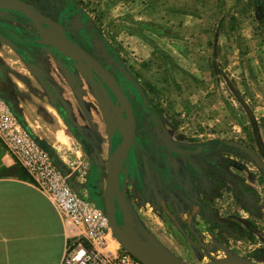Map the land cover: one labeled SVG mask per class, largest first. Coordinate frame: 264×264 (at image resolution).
Wrapping results in <instances>:
<instances>
[{"label": "rangeland", "instance_id": "rangeland-1", "mask_svg": "<svg viewBox=\"0 0 264 264\" xmlns=\"http://www.w3.org/2000/svg\"><path fill=\"white\" fill-rule=\"evenodd\" d=\"M20 1L54 34L94 55L132 106L133 164L120 178L132 236L184 264L229 255L264 264V171L225 144H242L264 163V9L259 18L257 0ZM0 31L28 42L20 45L23 57L3 46L0 89L40 141L65 148L70 138L79 158L83 151L99 164L97 180L82 185L102 208L123 113L107 90L49 52L25 17L0 11ZM164 141L201 148L190 157L198 169Z\"/></svg>", "mask_w": 264, "mask_h": 264}, {"label": "built area", "instance_id": "built-area-1", "mask_svg": "<svg viewBox=\"0 0 264 264\" xmlns=\"http://www.w3.org/2000/svg\"><path fill=\"white\" fill-rule=\"evenodd\" d=\"M39 141L0 95V142L71 228L61 264H140L121 249L104 210L78 194L76 185L86 179L87 165L75 157L69 163L75 171L64 175ZM56 150L65 156L70 152L61 146Z\"/></svg>", "mask_w": 264, "mask_h": 264}, {"label": "crops", "instance_id": "crops-1", "mask_svg": "<svg viewBox=\"0 0 264 264\" xmlns=\"http://www.w3.org/2000/svg\"><path fill=\"white\" fill-rule=\"evenodd\" d=\"M21 44L25 43L22 41ZM4 45L0 42V54L4 51ZM17 47L24 51L20 45ZM0 95L12 107L1 89ZM12 109L20 119L14 107ZM67 140L69 145L65 149L70 150L68 156L60 154L56 150L58 146L45 145L55 166L68 176L75 171L69 163L78 157V150L74 152L72 140ZM82 152L78 159L87 165V182L97 180L101 167ZM83 183L76 185L77 192L82 199L90 201V193L87 195L89 190L83 189ZM70 232L67 221L31 184L26 173L0 142V264H61L70 241Z\"/></svg>", "mask_w": 264, "mask_h": 264}, {"label": "water", "instance_id": "water-1", "mask_svg": "<svg viewBox=\"0 0 264 264\" xmlns=\"http://www.w3.org/2000/svg\"><path fill=\"white\" fill-rule=\"evenodd\" d=\"M260 1L261 0H257V5L260 4ZM0 11L15 12L28 19L35 27L40 41L48 47L49 52L54 49L64 59L77 66L96 84L101 86L104 92L107 89L113 96L114 106L123 113L125 125H122L120 133V144L114 150L106 165L102 209L104 210V213L107 217L111 233L119 243L120 247L135 260H137L140 264H154L144 254H142V252H140L124 234V227L127 221V209L120 196V194L123 193L122 186L120 185V177L125 174L128 154L131 147L135 144V117L131 104L128 101L125 93L123 92L117 81L114 79V77L101 65L100 62H98L93 56H91L88 52L82 49L77 43L72 41L67 36L54 34L50 30V24L46 20H44L41 14L31 5H28L27 3L20 0H0ZM0 42L8 46L16 53L20 54L22 57L26 54V52L20 51V49L12 41H10L2 34H0ZM117 70L130 84L134 86L136 91L140 94V87L124 69V67L119 65L117 66ZM238 99L245 107L249 115H251L244 102L240 98ZM142 102L144 105L147 104L146 100L143 97ZM39 144L46 151H48V147L42 141H39ZM163 144L169 151L187 158L189 163L195 169H198L197 165L190 160V156L197 154L201 148L193 151L182 149L168 141H164ZM225 144L245 153L259 169L264 171V163L251 149L236 142H225ZM205 264L260 263L229 255L225 258L210 261Z\"/></svg>", "mask_w": 264, "mask_h": 264}, {"label": "bare ground", "instance_id": "bare-ground-1", "mask_svg": "<svg viewBox=\"0 0 264 264\" xmlns=\"http://www.w3.org/2000/svg\"><path fill=\"white\" fill-rule=\"evenodd\" d=\"M127 209V221L126 225L124 227V234L125 236L132 242V244L140 251L142 254H144L152 263L154 264H173V263H182L178 259L168 256L162 252H158L155 249H148L145 246L139 242L135 236H132V227H131V216H130V210L127 204H124ZM134 235V234H133ZM152 246V245H151ZM165 255L167 257L166 261L162 258V255ZM166 262V263H165Z\"/></svg>", "mask_w": 264, "mask_h": 264}, {"label": "flooded vegetation", "instance_id": "flooded-vegetation-1", "mask_svg": "<svg viewBox=\"0 0 264 264\" xmlns=\"http://www.w3.org/2000/svg\"><path fill=\"white\" fill-rule=\"evenodd\" d=\"M33 7V6H32ZM69 38V37H68ZM70 39L72 40V41H74L75 43H77L78 44V42H76L73 38H71L70 37ZM22 41L24 42V43H28L27 42V40H16V42H14V44L16 43L17 44V46L18 45H21V43H22ZM15 44V45H16ZM82 49H84L80 44H78ZM85 50V49H84ZM86 52H88L87 50H85ZM89 53V52H88ZM91 56H93L94 57V55H92L91 53H89ZM97 61H98V59L96 58V57H94ZM66 60V59H65ZM66 61H68V60H66ZM69 62V61H68ZM99 62V61H98ZM69 63H71V62H69ZM101 63V62H100ZM101 65L109 72V70L101 63ZM119 72V71H118ZM110 73V72H109ZM111 74V73H110ZM120 74V73H119ZM120 86V85H119ZM107 90V89H106ZM108 91V90H107ZM109 92V91H108ZM110 93V92H109ZM113 97V96H112ZM113 101H114V98H113ZM132 107V106H131ZM134 113V112H133ZM133 147L134 146H132L131 147V149H130V151H129V154H128V160H127V163H126V171H125V174L124 175H122L120 178H125L127 175H128V172L130 171V169H131V164H133V161H132V151H133ZM201 150V149H200ZM173 153V152H172ZM199 153V152H198ZM197 153V154H198ZM175 154V153H174ZM178 155V154H177ZM196 155V154H195ZM182 156V155H181ZM193 156V155H192ZM191 157V156H190ZM188 160V159H187Z\"/></svg>", "mask_w": 264, "mask_h": 264}, {"label": "trees", "instance_id": "trees-1", "mask_svg": "<svg viewBox=\"0 0 264 264\" xmlns=\"http://www.w3.org/2000/svg\"><path fill=\"white\" fill-rule=\"evenodd\" d=\"M257 3V2H256ZM263 9H264V6H262V4H259V6L257 7V15L259 16V18L262 16L263 14Z\"/></svg>", "mask_w": 264, "mask_h": 264}]
</instances>
